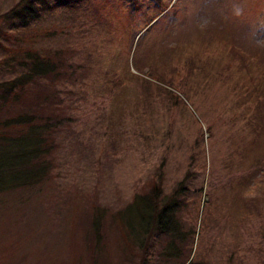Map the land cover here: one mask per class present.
Wrapping results in <instances>:
<instances>
[{
  "label": "rangeland",
  "instance_id": "374dc122",
  "mask_svg": "<svg viewBox=\"0 0 264 264\" xmlns=\"http://www.w3.org/2000/svg\"><path fill=\"white\" fill-rule=\"evenodd\" d=\"M17 1L0 0L3 30L11 22L2 15ZM128 1L89 0L73 9V22L65 21L73 39L51 27L60 13L41 18V48L73 47V89L64 90L66 98L72 90L73 133L61 135L49 186L0 194V264H139L144 238L135 231L149 210L134 197L160 172L170 192L193 165L194 187L203 183V190L183 197L173 221L177 234L193 239L185 242L189 260L261 264L264 0H173L138 40L140 21L129 25ZM159 80L177 98L158 90ZM167 241L152 233L144 264H178Z\"/></svg>",
  "mask_w": 264,
  "mask_h": 264
},
{
  "label": "trees",
  "instance_id": "16d2710c",
  "mask_svg": "<svg viewBox=\"0 0 264 264\" xmlns=\"http://www.w3.org/2000/svg\"><path fill=\"white\" fill-rule=\"evenodd\" d=\"M88 1L53 0L51 3L48 0H18L2 15L11 23L8 29L0 27V36L5 40V43H0L3 50L0 72L1 69L4 71L3 75L0 73V194L23 188L36 189L51 183L52 171L56 168L55 153L62 143L61 135L69 137V133H73V106L67 100L72 90H66L69 93L67 98L64 95L65 89H73V47L67 45L63 49L59 47L48 51L41 48L36 39L38 29H41L38 26L45 13H60L61 19H56V26L53 24L51 27H57L58 34L73 39V23L65 21L73 22V9L84 8ZM174 1H128L125 16L129 19V25H137L140 21L135 35H138L137 40L145 27L153 26L168 15V10L173 9ZM73 3L77 5L73 6ZM115 9L117 8L113 10ZM44 30L47 32L49 29ZM138 71L141 73L138 77L144 81L146 78L143 79V74H146V70ZM148 75H152V72ZM132 76L137 77L134 73ZM170 84L159 80L156 87L170 99L177 98ZM178 99L183 101L179 96ZM232 115L237 114L233 112ZM253 120L247 119L249 124H253ZM162 168L159 166L158 170ZM195 174L193 165V169H188L181 181L170 192L165 193L162 188L163 175L160 172L146 184V194L134 197L132 203L139 199L140 205H145V209L149 210V217L142 214L144 221L138 231H135L136 239L144 238L139 240L137 248L141 254L139 264L150 262L146 258L149 255L148 238L155 232L170 237L167 245L175 247L170 254L175 255L178 264H205L201 260H189L192 245L188 247L185 242L190 240L192 243L193 239L188 237L186 240L184 233L177 234V225H173L176 223L173 222L176 220V211L185 203L183 197H195L203 190V183L194 187ZM207 195L209 193L205 192V196ZM208 201L210 199L206 197L205 203L203 201L200 205H206ZM95 219L93 228L96 230L99 220ZM120 222L123 225L121 219ZM125 228L123 235L128 238L131 236L130 230ZM98 232L94 234L95 237ZM97 244L98 242L94 243V249Z\"/></svg>",
  "mask_w": 264,
  "mask_h": 264
}]
</instances>
